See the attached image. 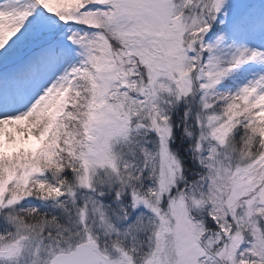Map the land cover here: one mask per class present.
Returning <instances> with one entry per match:
<instances>
[{"label":"snow or ice","instance_id":"snow-or-ice-1","mask_svg":"<svg viewBox=\"0 0 264 264\" xmlns=\"http://www.w3.org/2000/svg\"><path fill=\"white\" fill-rule=\"evenodd\" d=\"M0 264H264V0H0Z\"/></svg>","mask_w":264,"mask_h":264}]
</instances>
